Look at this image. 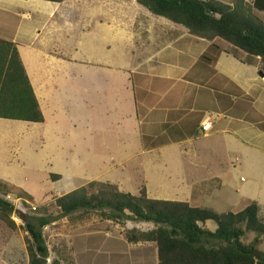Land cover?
<instances>
[{"label": "rangeland", "instance_id": "374dc122", "mask_svg": "<svg viewBox=\"0 0 264 264\" xmlns=\"http://www.w3.org/2000/svg\"><path fill=\"white\" fill-rule=\"evenodd\" d=\"M17 2L0 0L1 36L15 37L19 21L25 28L26 25L36 24L38 15L45 17V12H42L44 15L39 14L38 10H33L34 7L26 8L28 3ZM115 5L123 8L125 32L116 22L108 25L103 21V25L100 24L102 16H107L101 7H108V11L113 12L111 8H116ZM56 6L54 3L48 5ZM137 6L136 0H69L63 4L65 9L59 10L55 21L49 24L48 28L58 25L60 37L56 32L47 49L55 50L66 58L50 65L55 73L61 71V75L54 83L46 85L51 99L60 97V102L58 100L46 108V123L0 118V178L11 180L34 197L31 201L13 193L2 194L15 206L12 219L16 227L13 229L0 219V264H29L25 222L32 216L43 215L50 219L43 229L50 250L48 263L60 259L64 264H104L107 255L103 254V248L108 237L124 236L127 230L134 227L142 230L153 228L151 223L127 216L107 219L99 211L63 214L56 204L57 198L90 181L121 184L126 192L134 195H138L145 186L152 195H166L170 200H173L171 197L183 198L188 192L190 187L184 181L188 179L189 167L179 145L169 146L161 152L141 154L140 142L123 141L113 130L110 126L113 118H107V105L102 103L100 85L116 82L117 79L107 73L106 60L112 64L131 65L130 54L136 50V44L140 52L141 41L136 37V31L128 28L133 15L138 14ZM26 12L36 15L32 22L22 16ZM108 15L111 20V15ZM166 26L163 22L158 23L154 32H160L159 29ZM39 48L38 44L33 47L35 50ZM45 62L40 65L42 77L45 73L43 69L48 67ZM47 79L43 78L44 81ZM57 103H60L59 108L55 110ZM90 123H93L94 130L86 128V124ZM213 147L219 148H212L215 151L224 150L220 145ZM228 166L233 169L231 174L225 175L229 186L215 193L217 200L214 205L205 204L216 212L232 211L239 204L235 190L252 185L253 170L245 157L240 163H228ZM51 173L62 175L52 179ZM194 179L197 182L196 176ZM198 186L197 183L196 188ZM245 193L263 199L259 192L247 190ZM194 194L196 196L199 191H194ZM260 216L264 220V206ZM200 225L212 231L217 227L211 220ZM253 237L250 232L244 241L250 242ZM259 247L264 251V241ZM122 260L126 263L124 258Z\"/></svg>", "mask_w": 264, "mask_h": 264}, {"label": "crops", "instance_id": "0c3cea01", "mask_svg": "<svg viewBox=\"0 0 264 264\" xmlns=\"http://www.w3.org/2000/svg\"><path fill=\"white\" fill-rule=\"evenodd\" d=\"M3 1L28 3L26 8L34 7L33 10H38L39 14L45 12V17L38 15L36 24L26 25L25 28L19 21L15 37L0 36L16 43L46 123V108L58 100L60 102V97L52 100L47 93L46 85H51L61 75V71L57 69L55 73L50 65L66 59L55 50L47 49L56 32L60 37L58 25L48 26L55 21L58 11L65 9L63 4L69 0L62 3ZM220 1L231 3L233 0ZM247 1L252 3L254 0ZM51 3L57 6L48 7ZM115 6L111 8L113 12L108 11V7H101L107 16H102L100 24L103 25V21L108 25L116 22L125 32L123 8ZM137 8L138 14L133 15L128 28L136 31V37L141 41L140 52L136 44V50L130 54L131 65L112 64L106 60L107 73L117 79L116 82L100 85L102 103L107 105L105 113L107 118H113L110 126L121 136V140L140 142L141 154L161 152L169 146L179 145L189 167L188 179L184 183L190 188L183 198L171 199L188 202L195 207L214 205L217 200L215 193L229 186L225 175L231 174L233 169L228 163H240L245 157L253 170L252 185L235 190L239 204L232 212L244 209L250 201L257 202L261 212L264 206L261 205L264 201V76L260 75V58L222 39L207 40L191 35L168 19L152 16L140 6ZM20 14L21 11L18 16ZM22 16L31 22L36 17L28 12L22 13ZM161 22L167 25L166 28L154 32V27ZM37 44L40 48L33 49ZM44 61L48 67L43 69L45 73L42 77L40 65ZM46 77L48 79L44 81ZM57 104L55 110L59 108L60 103ZM209 115L213 119L212 128L203 133L201 122ZM93 123L86 124V128L94 130ZM129 135L133 137L128 138ZM214 145H220L224 150L215 151L212 148H219ZM115 185L126 192L121 184ZM247 190L259 192L263 199L246 194ZM194 191H199V194L195 196ZM147 192L151 198L170 200L169 196L159 198L156 193ZM106 241L103 254L107 258L104 264H158V251L153 242L130 243L122 235L108 237Z\"/></svg>", "mask_w": 264, "mask_h": 264}, {"label": "trees", "instance_id": "16d2710c", "mask_svg": "<svg viewBox=\"0 0 264 264\" xmlns=\"http://www.w3.org/2000/svg\"><path fill=\"white\" fill-rule=\"evenodd\" d=\"M61 3L64 0H45ZM152 16L163 17L191 35L222 39L242 51L260 58L264 72V0H136ZM263 17V18H261ZM0 118L44 123L45 115L15 42L0 37ZM58 179L60 174L51 173ZM34 200L24 188L0 178V219L15 228V206L2 194ZM63 214L99 211L107 219H129L153 224L150 230L134 227L125 232L130 243L153 242L158 264H264V220L255 201L238 212H216L188 202L149 197L143 186L138 195L124 192L111 182L90 181L57 198ZM214 221V231L200 223ZM48 216H32L25 222V244L29 264H64L60 259L48 263L50 250L43 229ZM250 242L244 238L248 233Z\"/></svg>", "mask_w": 264, "mask_h": 264}, {"label": "built area", "instance_id": "2783aa9c", "mask_svg": "<svg viewBox=\"0 0 264 264\" xmlns=\"http://www.w3.org/2000/svg\"><path fill=\"white\" fill-rule=\"evenodd\" d=\"M213 124V119L212 116H207L202 122H201V127L203 132H208L211 130Z\"/></svg>", "mask_w": 264, "mask_h": 264}, {"label": "water", "instance_id": "95a60500", "mask_svg": "<svg viewBox=\"0 0 264 264\" xmlns=\"http://www.w3.org/2000/svg\"><path fill=\"white\" fill-rule=\"evenodd\" d=\"M260 75H261V76H264V72H263V71H261V72H260Z\"/></svg>", "mask_w": 264, "mask_h": 264}]
</instances>
